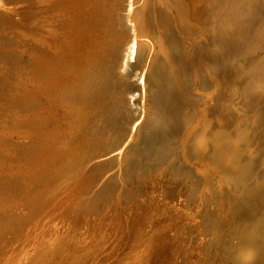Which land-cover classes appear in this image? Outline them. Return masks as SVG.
I'll return each instance as SVG.
<instances>
[{
    "label": "rangeland",
    "instance_id": "374dc122",
    "mask_svg": "<svg viewBox=\"0 0 264 264\" xmlns=\"http://www.w3.org/2000/svg\"><path fill=\"white\" fill-rule=\"evenodd\" d=\"M10 1L11 4L8 3L7 0H5L4 4L7 7L13 8L11 10L14 11V16H6L5 14L0 13V263L16 248H18L20 252L19 256H23L22 254L27 252L31 255L30 259L33 261L37 252L40 250L38 248L39 245L25 248L23 244L26 242L28 235H32V238H35L36 242H39L38 239L42 237L41 235H44V233L46 234V231L55 233L56 229H67L73 230L76 239H78L85 236L92 224H95L98 227L100 223L102 224V227L104 226L103 229H112V232L109 230L111 237H109V239L107 237L110 246H108L107 243L106 250L109 249L108 247L111 248L113 246V248L110 249L111 251L117 249L123 252V250L126 248L125 245H127L126 241L128 242L129 238L134 237L135 239H141L146 237L148 230H150L149 233L152 231L151 229L153 226V228H156L158 224H165L164 226L160 225L162 228L159 226L157 229L158 234H162V242L160 247L165 249L167 254L169 253L165 261L166 264H230L229 261H231L233 255L235 254V251L239 246V242L241 243V241L247 237V233L249 232V235H254L257 233L255 236H258V232H262V230H264L259 228L261 224H258V226L256 223L261 220L260 222L264 224V218H262L264 216V177H262L264 176V114L261 115L259 120L261 122L259 123V126L255 128L253 133H256V137L254 138L255 145L245 148L246 143L248 142L246 135L250 134V129H243L245 132V134L243 132L245 137L235 139V141L240 144V153L243 151L248 156L251 155L249 156L251 158L247 156V160L249 161H251L250 159H252L253 156L255 157L256 154H259L257 152L260 149V155L263 159H260L262 161H258L259 164H242V161H245L237 154V152L233 150H230V152L232 151V153H230L231 155L226 151L229 157L227 153H220L221 156L226 154L228 159L225 157V155V159L224 157L222 158L226 162H228V160H233V158L234 161L236 159V163L235 166L233 165V168H230V166L227 165L231 170L227 168L226 171L227 166L225 167L224 165V169L222 166L220 167V165L217 164L219 160H216L217 163H215V160L208 161L209 157L204 156L207 152V150L204 151V147L206 146L208 149L209 146H213L214 143H212V141L214 138L210 139L208 137L211 133V138L215 130H217L214 133L215 138L216 136H219V134L221 135V139L218 137L216 138L217 140L219 139L218 143L221 141H229L228 136H223L221 131H219V133V129L216 128V125L214 128V124H211L208 119L213 113V105L210 104L214 97L211 92L213 89L205 87L203 78L201 75H199V73L197 74L199 77L196 81H194V83L190 80V78H187V81L190 84L187 85V88H183L182 82L181 84L176 82V79L179 77V71L181 72L180 66L184 63L186 58V53L188 52V55L192 56L191 58L195 56L196 42L190 37L188 38L187 34L183 33L182 35L187 36L185 38L187 39L186 42H189V44L187 43L184 46V44L180 42V38H182L181 35H177V31H175V34L174 27H171L174 33L170 40V44L167 46V49L164 45L157 44V40L161 41L160 39H155L151 37L152 35L148 36L144 33V35L141 34L144 32L143 29L145 30L144 18H146V16L142 17V14L146 15L147 13V15H149V11L153 19L154 28H157L156 24L159 22L157 15L159 13V9L157 10V7L160 3L164 4L169 0H139L133 5V7L135 6V13L137 12L135 14L136 17L138 15L139 16L136 18L137 22L135 20V22H133V20L129 18V23L131 24L132 22L131 25H135L134 23H136L138 26H140L142 32L140 30L139 31L141 32L140 34L142 36H139L140 38H138V41L140 40V42H143L144 44L146 43L147 47L149 46L148 51L151 50L149 51L151 53V57L153 58V56H155V59H153L155 62L158 60V63L161 60V57L159 56V54H161L160 51L164 52V50H168V57L171 58V63L176 68H178L179 71L173 72L172 70H164L158 67L160 64L157 62L155 64L151 58L152 65H157V69H154V72H156L154 73L155 78H153L159 80L160 83L164 82L163 87L165 86V89L160 88L162 84L158 83L159 81L157 82V80L152 79L153 84L151 87L152 91L150 90V93L153 95L154 90L156 91L153 96L151 94L148 95V99L150 100L148 101L147 118L142 115L141 118L137 120V122H139L137 140L141 145V148L147 145L146 148L144 147V150H146L145 155L139 162L126 163V169L124 165L125 171L115 174L114 178L109 180H107V176L101 177L98 175L99 172L97 174V170L92 171V169H94V165L97 164L99 156L102 154V149L105 146L107 139H109L110 128L114 125L112 120V111L114 110V107L117 106L114 105V107H109L105 103L107 87L105 86L106 84L104 81L100 82L98 73L99 62L104 60L103 57L106 56V52L114 50V43L117 37L116 32L121 28V26L116 23L115 13L111 12L116 0H74V4L72 6L73 8L71 9L75 10L76 18L79 22V26L82 27V31L81 33L75 31L74 34L69 33L70 36L78 33V36H73V38L68 36L66 33L65 37L67 35L69 38H67L68 40L66 38L65 39L68 42L71 40L75 41H71L70 44H67L70 48H72L68 49V47H65L66 51L63 50L64 52L67 53V51L70 50L67 54L61 56L63 54L61 53L55 57L52 55L51 59L49 58L50 61H46V59L50 57L46 55V45L39 41V39H32V41L29 40L26 42V40L22 39L23 36L20 35L24 29V26H22L23 24H16L15 22V20L21 22V19H26L24 15L33 9L32 3L35 0H16L18 1L17 3H14L15 0ZM24 4L25 6H23ZM16 10L17 12L19 11L20 14L22 10L23 16L18 15ZM23 10H25V12ZM34 11H36L38 14H36ZM33 12L37 16L39 15V10L37 11L34 9ZM35 14L33 15L31 12L32 17H34ZM16 15H18V19L16 18ZM40 16H44L46 18L45 13L42 15L40 14ZM139 18L141 24L140 22L138 23L139 20L137 19ZM31 19H35V17ZM24 20L23 23L25 22ZM239 23L240 21H238L237 24ZM237 24H235L234 27H236ZM17 30L20 31V34ZM190 41H193V43ZM31 42L33 43L32 46ZM149 43H152L153 45L150 47ZM71 44H73V46H70ZM186 47H188V49ZM185 49H187V51ZM157 56L159 59L156 58ZM47 66H49V68ZM159 68L162 70H159ZM165 71H168L166 76L164 75ZM246 71L247 69H240L238 71L239 76L242 78H247L250 73ZM46 74L48 76H46ZM162 75H164V79H162ZM253 76L250 78V85L252 84V87H248L250 80L240 87V89L242 88V91L244 92L242 95H239V91H236V94L235 92L232 93L231 87H229L228 90H225L226 88L222 89L221 97L218 99L219 105L223 103L224 108L229 109L234 105V103L231 101V98H233L236 102H242H238L236 105L242 104V107L244 106L243 109L248 111L247 109L249 108L245 105L249 104L253 98V93H255L258 96V108L263 107L264 84L260 79H253L256 78L255 74ZM124 77L129 78L127 75H124ZM167 79H173L174 84L172 87L167 85V83H169V80ZM252 80L255 81L253 82ZM154 82L158 86L160 85L159 88L157 85L154 86ZM255 84L256 87L258 86L256 90L254 89ZM248 88H250V90ZM157 89L160 92H157ZM161 89L163 90L161 91ZM177 91L180 93L179 95H175ZM187 92L188 95L191 96L192 104L190 106L185 105L186 102L183 100L187 97ZM157 95L164 97L163 99L165 101L162 102L163 99H160V97ZM153 97L159 100H156ZM153 99H155L156 103L153 101ZM150 101L151 105L149 104ZM157 101H161L162 104L161 102ZM171 102H174L176 107V112L171 113L183 115L185 114L184 112L188 111L186 112L187 115H181L180 117V119L183 117H185V119L178 121L180 126H188L185 128L186 130L182 128L184 126L180 127L176 124L175 125L178 127H172L173 123L171 122H173L174 119L168 117L167 114H169V106L166 108V104ZM214 103L217 104L215 101ZM158 105L160 107L166 105V107L163 106L166 109L162 107V110ZM181 105H185V107L183 106L184 108H186V106H189L190 108L188 107L189 110L187 108L183 109L181 108ZM165 110V115L167 116L162 114ZM166 117L169 119L171 118L170 120L172 121L170 122V120ZM188 118L191 120H186ZM207 119L210 124H206L209 123ZM122 121H124V119H122ZM166 121L168 123L170 122L169 124L171 125H168ZM183 121L187 124L185 123V125ZM181 122H183V124ZM212 125L213 128L211 127ZM167 127L169 129L172 127V130L167 129ZM179 127L181 130H183V134L181 133L182 131L180 132ZM208 127L210 129H208ZM211 128L214 131H212ZM164 129L165 131L167 130V132L169 131L170 134L169 132L165 133ZM174 129L177 130L176 133L180 132V134L174 133ZM200 130L203 131L204 136H202V131L200 132ZM204 131H208L207 134ZM258 131L260 132L257 133ZM195 133L199 136L201 134L200 137L197 136L199 140L196 139ZM171 134L172 136L170 137ZM205 134L207 136H205ZM215 134L217 135L215 136ZM113 137L114 136L111 138ZM205 137L207 138L205 139ZM209 139L211 140V143L209 142ZM240 139H245V141ZM18 141H20V143H18ZM241 141L242 143H240ZM190 142H192V144ZM213 142L216 144L217 141L214 140ZM21 143L23 145H21ZM243 143L244 145H241ZM193 148L194 150H192ZM163 149L167 152L163 151ZM189 149L190 151H188ZM191 150L196 152L199 151L197 152L198 154L194 152V154L196 153L195 155L197 156H194ZM172 152L173 154H170ZM159 153L161 154V158H158L160 155ZM201 153L203 154L204 158L207 157L205 158L207 161H204ZM169 154L173 156L168 157L167 155ZM177 155H180V157L182 156L181 158L184 157V159H180V157ZM198 155L202 156L203 160L198 159V157L201 158ZM165 156L168 157L169 162ZM186 156H189L190 158L188 157L185 159ZM194 157L200 160L199 162H202L195 163L197 159ZM163 158L166 159V162H163L165 160H163ZM176 158L177 163L175 161ZM170 161L173 162L172 166H169ZM167 162L168 164H165ZM203 162L205 163L204 165ZM259 165H261V167ZM210 167H212L214 170ZM197 170H199V172ZM202 171L205 175H207L205 176V179ZM211 173H214L212 180L210 177H208L210 175L212 176ZM251 177L253 179H251ZM235 179H238L236 180L238 183L235 181ZM218 183L222 185H219L220 188L218 187ZM245 184H247L246 188ZM254 186L256 187L254 188ZM168 187L170 188V191L175 192L171 193L168 190ZM221 187H224L223 190ZM220 189L222 190L220 191L221 193L218 192ZM214 190H218L216 194ZM213 191L215 195L211 194ZM252 192H256L257 194H251ZM173 193H176V197L175 194L173 195ZM207 194H211V198L212 196L216 197L215 200L213 199L214 197L212 198L214 203L212 199L210 200V198H208L210 196ZM244 194L246 197L250 196L254 199L248 200L250 197H247L246 199ZM217 196L218 198L220 197L219 199H222L223 202L217 199ZM255 197H257V199ZM170 198H172V200ZM179 199L186 205L185 210H183L184 212L182 211V205L178 204ZM260 199H263L262 202ZM209 200L211 201L210 206L211 204L213 205V207L211 206L212 208L209 206L210 209L209 207L207 208L209 205L207 203L210 202ZM171 201H174L177 205ZM215 201L218 203L217 207L215 206ZM247 201H249V203L251 201H255L254 204L256 205H253L256 207L248 204ZM170 202L173 205H170ZM233 202L236 203V205ZM230 203L235 206H240L241 203L247 206L244 205V207L241 204L243 207H236L240 212L237 211L238 215L233 216L235 211H232L231 208L233 205ZM228 204L232 207H229ZM228 207L229 209H227ZM257 207L258 209L261 208L260 210H257L259 213L256 211ZM252 208H255V211ZM170 210H173V212L171 213ZM203 210L205 212L207 211L206 213L210 211L209 214L211 215H207ZM176 212L178 213L179 217H182V219H177ZM156 213L159 214L157 215ZM154 214L157 215V219H160L157 221L158 223H156L154 220L156 218V215ZM222 214L226 215L225 218H223L224 216H222ZM217 215L220 217H217ZM230 215L233 216V218L237 217L235 218L236 221H234L235 219H232ZM239 215H242V218ZM148 216L152 219L150 220ZM158 216L160 217L158 218ZM214 216L217 218H215L217 221L214 219ZM226 217H230L231 219L228 221V218ZM162 218L168 222L166 221V223L165 220H163L165 223L160 222L162 221ZM218 219L221 221H218ZM223 219L226 224L224 226L225 228L222 226V224L224 225ZM141 220H143V223L140 222ZM152 220H154L153 224L156 226L151 224ZM172 220L174 222H172ZM231 220L234 222V225L232 224L233 222ZM239 220H241V223ZM138 221L141 223V226L144 229L141 228L140 224L138 225ZM169 221H171L173 224L171 222L169 224ZM204 221H207V223L205 222V224L202 223L201 225V222ZM182 222L183 224H181ZM238 222L240 224H237ZM244 222H246V224ZM145 223L147 224L144 225ZM220 223L221 225H219ZM227 223H229V225ZM135 224L138 225L136 230H131L130 226L132 225L131 228L133 229ZM166 225L167 227L165 228ZM253 225L255 228L257 227L258 232L255 228H253ZM144 226H146V228ZM147 227L149 229H147ZM261 227L264 228V225H261ZM139 228H141V231ZM219 228L223 229L220 230ZM251 228H253V230ZM218 229L220 233L218 232ZM231 229H235V231ZM228 230H230V232L233 231L232 234ZM251 230L252 232L254 231L252 234H250ZM166 231L168 232L166 233ZM96 232L98 231L96 230ZM142 232H144V234H142ZM163 232L164 234H167V236L164 235ZM174 233H176V235H174ZM155 234L157 235V233ZM262 236L264 237V234L262 235V233H259L258 237L263 238ZM241 237H243L242 240H239ZM110 238L111 240H115L111 241ZM152 238H155V235ZM120 239L123 241H120ZM110 242H112L114 245L111 246ZM118 242L123 245L125 243L126 244L124 246H120ZM263 245L264 244L262 243V248L264 247ZM118 246L120 248L122 247V249L124 247V249L121 250L120 248H115ZM155 247L157 248V246ZM124 251L127 250L125 249ZM147 251H149L148 246L146 247L145 252ZM261 251L263 252L264 250L261 249ZM262 255L263 259L264 252ZM262 259L260 258L259 262L263 261L264 264V260ZM165 262L163 264H165Z\"/></svg>",
    "mask_w": 264,
    "mask_h": 264
},
{
    "label": "bare ground",
    "instance_id": "6f19581e",
    "mask_svg": "<svg viewBox=\"0 0 264 264\" xmlns=\"http://www.w3.org/2000/svg\"><path fill=\"white\" fill-rule=\"evenodd\" d=\"M7 1H8V3L11 2L10 0H7ZM13 1H12V3H13ZM15 1H14V3L18 2V1H16V2ZM137 1H139V0H116L115 5L113 6V9H111V12L115 13L116 23L119 24L121 26V28L119 30H117V32H116L117 37H116L115 43H114L115 44L114 50H110V51L106 52L107 53L106 56L103 57L104 60L99 62L98 73H99L100 82L104 81V83L106 84L105 86L107 87V93L105 96V103L109 107L110 106L114 107V105H117V106L114 107V110L112 109L113 110L112 111V116H113L112 120H113L114 125H113V127L110 128L109 139H107L105 146L102 149V154H101V156H99V160H98L97 164L94 165V167H93L94 169H92V171L97 170V174L99 172V174H98L99 176H101V177L107 176V180H109L111 178H114L115 174L120 173L121 171L124 172L125 171L124 165L126 163L139 162L144 157L145 151H146V150H144V147L146 148L147 145H145L144 147L141 148V145L138 143V140H137L138 135L137 134H138V130H139V128H138L139 122H137V120L139 118H141L142 115L147 118L148 101L150 100V99H148V95L151 94L150 90H151V87L153 84L152 79L155 78L154 73H156V72H154V69H157L156 68L157 65L153 66L151 63L152 57H151V53L149 52L151 50L148 51L149 46L147 47L146 43H145L146 44L145 45L143 42H140V40L138 41V38H140L139 36L143 33L147 34L148 36L152 35L151 37L161 40V41L157 40L158 45H164L165 48L167 49V46L170 44V40H171L172 35L175 31H177V35L178 34L181 35L182 38H180L181 39L180 42L182 44H184V46L187 43L189 44V42H186L187 39H185L187 36H188V38L190 37L191 39H193V41L196 42L195 56L193 58H191L192 56L188 55V52L186 53V58L184 60V63L181 64V66H180V69H181V72H180L178 70V68H176L171 63V58L168 57L169 51L168 50L167 51L164 50V52L160 51L161 54H159V56L161 57V60L159 61V63L157 62L158 60H156V62L158 64H160V65H158V67H160L164 70L165 69L169 70V71L172 70L173 72L179 71V77L176 79L177 80L176 82H178V84H181V82H182L183 88H185V87L187 88V85L189 84L187 81V78H190V80L194 83V81H196L197 78L199 77L197 75L199 73V75H201L203 78V83L205 84V87L213 89V91H211V92L214 95V97L210 103L211 105H213V113H212V115L209 113L211 116L208 119L211 122V124H214V128L216 125V128L219 129L218 132L221 131L223 133V136H226V137L228 136V138H229V141H221L220 143H218L219 139H221L220 138L221 135L219 134V136H216L217 134H215L216 138L217 137L219 138L218 140L214 137V133L217 130L214 131L212 129L213 128V125H212L211 130L214 131V133H213L212 138L210 137L212 133L208 137L210 139L214 138L213 141L216 140L217 142L215 144V142L212 141V143H214V144H213V146L211 145V147L209 146L208 149L206 148V146L204 147L205 148L204 151L207 150L206 155H204V156L209 157L208 161L219 160L218 163H217V161L215 163L219 164L220 167L222 166L223 169L227 165L230 166V168H233V165L235 166L236 159L234 161V158H233V160H228V162H226L222 159L224 157V155L226 157V154H224L223 156L220 155V153L222 154V152H224V153L229 152V154L232 153V151L230 152V150L237 152V154L245 161V162L242 161V164H245V163H247V164L252 163L253 164L254 163V165H255L258 163V161H262V160H260L263 158L260 155V149L259 148H258L259 151L257 152L259 154H256V152H255V154L258 156H256V155H255V157L253 156V158L250 159L251 161H249V160H247L248 155L245 152L242 151L240 153V146H239L240 144H238L237 141H235L236 138L245 137V135H244L245 132L243 129H248V130L250 129V132H249L250 134L246 135L248 142L246 143L245 148H249L250 146L255 145L254 144V138L256 137V133L255 134H253V133L255 131V128L258 127L259 123L261 122V121H259L261 115L264 114V106L261 108H258V106H257V104H258L257 103L258 102L257 101V99H258L257 94L253 93V95H252L253 98L249 102V104H247V105L244 104L245 106H248V108H249V109H247L248 111L243 109L244 106L242 107V104H240L242 102H240V101L236 102L233 98H231V101L234 103V105L229 109L224 108L223 103L221 105H219L218 99L221 97L222 89L226 88L225 90H228L229 87H231L232 93L235 92V94H236V91H239V95H242L244 92L242 91V88L240 89V87H242L244 83L249 81L250 78L254 74H255L256 78H253V79H260L264 84V0H169V1H166L164 4L159 2L160 4L157 7V10L159 9V13L157 12L158 13L157 15L159 18V22L156 24L157 28H154L153 19L151 17V13L149 11H148L149 15H147V13H146L147 10L145 11L146 15H143L142 13H140V14H142V17L146 16V18H144L145 19V26H144L145 30L143 29L144 32L141 31L140 26H138V24L134 23L135 25H131L132 22H131V24L129 23V18L132 19L133 22H135L136 18H138V16H139L137 14L138 16L136 17L135 14L137 12L135 13V9H134L135 6L133 7L135 2H137ZM73 2H74V0H35L32 3L33 9H31V11L28 10L29 12L26 14L23 13L26 15V16L24 15V17L26 18L25 20L20 18L21 19V22H20V21H18V20L16 21L14 19L16 24L21 23L20 25L23 24L22 26H24L23 30L20 29V30H22V34H20V31L17 30V31H19V34L23 36L22 39L26 40V42H28L29 40L32 41V39H39V41L43 42L46 45V53H47L46 55L50 56L46 59V61L47 60L50 61L52 55H54V57H55L57 55H60L61 53H63L61 56L67 54L68 51H70V50H68L70 47L67 44H70L72 41L71 39H69V40H71L70 42L67 41L68 40L67 38H69L68 36H70L69 33L74 34V31L81 33V31H82V27L79 26V22L76 18L75 10L71 9V8H73L72 7L74 4ZM4 3H5V0H0V13L5 14L6 16L7 15L8 16L9 15L14 16L13 15L14 11L11 10L13 8L7 7ZM15 5H17V4H15ZM23 6H25V4ZM143 7H144V5H143ZM143 7H141V8H143ZM34 9H36L37 11L39 10L38 16L36 15V14H38V13H36V11H34L36 14L33 12ZM144 9H143V11H144ZM136 10H137V7H136ZM23 11L25 12V10H23ZM26 11H27V9H26ZM16 12H17V10H16ZM31 12L33 15L35 14V16H34L35 19H31V18H34V17H32ZM17 13H18V15L23 16L22 10H21V14L19 13V11ZM43 13H45L46 18L44 16H40V14L42 15ZM18 15H16L17 19H18V17H17ZM3 17H5V16H3ZM23 20L25 21L24 23H23ZM137 20H139L138 23L140 22V24H141L140 18ZM238 21H240L239 24H237ZM235 24H237L236 27H234ZM171 27H174L176 30L174 29V32H173ZM142 28H143V26H142ZM154 29H157V30H154ZM66 33L68 34V36L66 35V37H65ZM78 33H76L73 36H76ZM183 33L187 34V36L182 35ZM175 34H176V32H175ZM73 36H70V37L73 38ZM45 39H46V41H45ZM193 41H190V42L193 43ZM72 42H75V41H72ZM32 44L33 43L31 42V46H32ZM152 45L153 44L151 43L150 47ZM70 46H73V44H71ZM65 47L66 48L68 47L67 53L64 52V51H66ZM186 48L188 49V47H186ZM187 49H185V50L187 51ZM189 49H190V47H189ZM192 50H193V48H192ZM189 54H190V52H189ZM191 54H192V51H191ZM154 57L155 56H153V58ZM153 58H152V61L155 62L154 61L155 58L154 59ZM156 58L159 59L158 56ZM48 62H46V63L49 64L50 62L49 63ZM156 62H155V64H156ZM198 66H199V68H198ZM47 67L49 68V66H47ZM160 68H159V70H162ZM243 68L247 69L246 72L250 73L247 76V78H242L238 74V71L240 69H243ZM164 70H163V72H164ZM46 71L48 72L47 69H46ZM167 72L165 71V74H164L165 76H166ZM124 75L129 76V78L124 77ZM164 75H162V77H163L162 79H164ZM46 76H48V75L46 74ZM168 76H167V78H168ZM165 79H166V77H165ZM154 80H157V79H154ZM167 80H169L168 81L169 83H167V85L172 87L174 84L173 79H167ZM158 81L159 80H157V82ZM252 81L254 82L255 80H252ZM158 83H160V81ZM163 83H160V84H162L160 88L165 89L164 88L165 86L163 87ZM197 83H198V81H197ZM250 83H251V80L249 82L248 87H250V86L252 87V84L250 85ZM154 84H155L154 86L157 85L155 82H154ZM159 86L157 85L158 88H159ZM257 87L255 84V88L254 87L253 88L256 90ZM163 89H161V91ZM244 89H246V88H244ZM248 89L250 90V88H248ZM155 91L156 90H154V92H153L154 94H155ZM157 92H160V91L157 89ZM156 94H158V93H156ZM179 94L180 93L177 91L175 95H179ZM119 95H120V97H119ZM157 96H155V97L156 98L160 97V96H158V97ZM155 97H153V98H155ZM161 98L163 99L164 97H160V99ZM155 99H153L154 102H155ZM156 100H159V99H156ZM183 100L186 102L185 105L190 106L192 104L191 96L188 95V92H187V97ZM151 101L149 103L150 105H151ZM161 101H157V102H161ZM164 101L165 100L163 99L162 102H164ZM214 101L217 102V104H215ZM162 102H161V104H162ZM238 102H240L239 103L240 105H236V103L238 104ZM168 104H166L167 107H166V105H163V106H165L166 108H168V106H169V110L168 109L167 110L169 111L170 116H169V114H167V115H168V117H171L174 120H173V122H171L172 121V120H170L171 118L170 119L168 117H166V118H168L170 120V122L173 123L172 127L176 126V125L180 126L178 121L181 119L182 120L185 119V117L180 119L182 114L177 115L176 113H174V114L171 113V112H176L175 111V109H176L175 103L171 102ZM185 105H181V108H183V109L187 108L189 110L190 107L188 106L189 107L188 108L186 106V108H184ZM162 107H160V108L162 109ZM165 107H163V108H165ZM211 108H212V106H211ZM163 112L164 113H162V114H164V116H167V115H165L166 110ZM186 112H188V111H186ZM186 112H184V113L186 114ZM185 114H183L182 116H184ZM209 114H207V115H209ZM205 116H206V113H205ZM189 118L186 120H191ZM122 119H124V121H122ZM208 119H207V121H208ZM183 122H181V123L183 124ZM186 122H184V124ZM210 122L206 123V124H210ZM166 123L168 125H171L167 121H166ZM182 126H184V125H181L180 127H182ZM168 127H170V126H168ZM168 127H167V129H169ZM172 127L170 128L171 130H172ZM176 127H178V126H176ZM180 127H179L180 132L182 131L181 133L183 134V130H181ZM187 127L188 126L186 125V127L184 126L182 128L185 129ZM165 129H164V131H165ZM176 129H178V128H176ZM176 129H174L175 132L174 131H172V132L176 133V131H177ZM208 129H210V128L208 127ZM12 131H13V129H12ZM201 131L202 130H200V132ZM168 132H167V130L165 131V133H168ZM180 132H178V133L180 134ZM207 132H205V133L207 134ZM243 132H244V134H243ZM259 132L260 131H258L257 133H259ZM174 133H173V135H174ZM178 133H176V134H178ZM169 134H170V132H169ZM201 134H202V136H204L203 131ZM201 134H200V136H201ZM206 134H205V136H207ZM241 135H243V136H241ZM11 136H12V134H11ZM112 136H114V137L111 138ZM171 136H172V134L170 135V137ZM195 136H196V139L199 140V138L197 137L199 135L196 134ZM206 138L207 137H205V139ZM174 139H176V138H174ZM183 139H184V137H183ZM2 140H3V138H2ZM240 140L245 141V139H240ZM207 141H206V143H207ZM13 142H14V140H13ZM15 142H17V141H15ZM171 142H172V140H171ZM202 142H203V139H202ZM209 142L211 143V140ZM18 143H20V141H18ZM22 143H21V145H23ZM190 143L192 144V142H190ZM240 143H242V141ZM244 143L241 145H244ZM181 146H183V145H181ZM193 146H194V144H193ZM241 149H244V148H241ZM192 150H194V148ZM163 151H165V150L163 149ZM188 151H190V149ZM255 151H256V149H255ZM165 152H167V151H165ZM194 152H196V151H192V154H194ZM197 152H199V151H197ZM170 154H173V152ZM177 154H178V152H177ZM195 154H194V156H197ZM204 154H205V152H204ZM157 155H158V153H157ZM169 155H167V156L168 157L173 156V155H170V156ZM200 155H198V156H200ZM227 155H228V153H227ZM177 156L180 157V155H177ZM202 156H203V154H202ZM202 156H200L201 158L198 157V159L201 160ZM204 156H203V158H204ZM235 156H236V154H235ZM249 156H251V155H249ZM168 157H166V159H168ZM179 157H177V158H179ZM181 157H180V159H184V157L183 158H181ZM188 157L186 156L185 159H187ZM192 157H193V155H192ZM225 157H224V159H225ZM228 157H229V155H228ZM158 158H161V154L158 156ZM177 158L175 159V161L177 160ZM205 158H207V157H205ZM205 158H204V161L205 160L207 161V159H205ZM231 158H232V156H231ZM249 158H251V157H249ZM164 159L165 158H163V160ZM166 159L164 161L163 160L162 161L166 162ZM195 159H197V158H195ZM198 159L195 161V163L196 162L198 163L200 161ZM238 160H239V158H238ZM168 162H169V159H168ZM168 162L165 164H168ZM178 162H181V161H178ZM201 162H199V163H201ZM238 162H240V161H238ZM170 163H169V166H172L173 162L170 161ZM176 163H177V161H176ZM232 163H234V164H232ZM204 164L205 163L203 162V165ZM239 164H241V163H239ZM206 166H208V165H206ZM228 166L226 167V171H227V168H229ZM259 166L261 167V165H259ZM210 168H212V167H210ZM254 168H255V166H254ZM125 169H126V165H125ZM208 169H209V167H208ZM215 169H217V168H215ZM234 169H235V167H234ZM197 171L199 172V170H197ZM248 171H247V173H248ZM95 172H93V173H95ZM207 172H210V171H207ZM263 172H264V170H263ZM228 173H229V171H228ZM247 173H245V174H247ZM203 174H204V172H203ZM206 174H208V173H206ZM213 174H212V176L211 175L208 176V177H210L211 180L213 178ZM254 174H256V173H254ZM166 176H168V175H166ZM203 176L205 179V176H207V175L204 174ZM162 177H164V176H162ZM252 177H254V176H252ZM252 177H251V179H253ZM262 177H264V176H262ZM238 179H235V181ZM217 180H219V179H217ZM208 181H209V179H208ZM255 181H254V184H255ZM236 182L238 183V181H236ZM219 183H218V187L220 185ZM221 184H222V182H221ZM249 184H250V182H249ZM246 185L247 184H245V188H246ZM262 185H263V183H262ZM212 186H214V185H212ZM220 186H222V185H220ZM259 186H261V185H259ZM169 187H171V186H169ZM255 187L256 186H254V188ZM223 188L224 187H221L222 190H223ZM254 188H253V190H254ZM166 189H167V186H166ZM221 189L219 191L218 190L217 191L220 192V191H222ZM168 190L170 191V188ZM249 190H251V189H249ZM207 191H209V190H207ZM214 191L216 194L217 191L216 190H214ZM214 191H213V193H211L212 195H215ZM170 192L172 193L175 191H170ZM250 192H247V193H250ZM254 193L257 194L256 192H254ZM254 193L252 192L251 194H254ZM174 194L176 197V193H173V195ZM207 195H209V194H207ZM260 195H262V194H260ZM171 196H172V194H171ZM242 197H241V199H242ZM245 197H246V195H245ZM247 197H250V196H247ZM247 197H246V199H247ZM252 197H254V196H252ZM172 198H170V199L172 200ZM208 198H210V200L212 198L215 200L216 197L212 196V198H211V196H210ZM219 198L217 196V199H219ZM255 198L257 199V197H255ZM213 199H212V201L214 203ZM246 199H245V201H246ZM249 199L253 200L254 198L250 197V198H248V200ZM219 200H221L223 202L222 199H219ZM260 200L262 202L263 199H260ZM171 202H170V205H173V204H171ZM247 202H248V204L253 205L255 201L254 202L251 201L250 203H249V201H247ZM210 203H211V201L209 203H207V204H209L207 206V208L210 206ZM215 203H216L215 206L217 207V204H218L217 201H215ZM224 203H225V201H224ZM174 204H175V202H174ZM178 204L182 205V207H183L182 211L185 210L186 205L183 201H180V199H179ZM221 204H223V203H221ZM234 204L236 205V203H234ZM241 204H240V206L239 205L235 206V205L231 204V205H233V207L231 205L229 206V204H228L229 207H232L231 208L232 211L233 212L235 211L234 213L231 211L234 214L233 216L238 215L237 214V211H238L237 208L238 207H243L245 205V204L244 205L242 204L243 206H241ZM175 205H177V204H175ZM254 205H256V204H254ZM211 206L213 207L212 204H211ZM245 206H247V205H245ZM248 206H250V205H248ZM210 207H209V209H210ZM229 207L227 209H229ZM254 207H256V206H254ZM205 208H206V206H205ZM205 208H204V210H205ZM234 208H235V210H234ZM168 209H169V207H168ZM214 209H216V208H214ZM260 209H258V207H257L256 211L260 210ZM173 210L172 211L170 210L171 213L173 212ZM179 210H181V209H179ZM206 210H208V209H206ZM253 210H250V211H253ZM180 212H179V214H180ZM209 212L206 214L210 216L211 214H209ZM226 212H227V210H226ZM238 212H240V211H238ZM245 212H247V211H245ZM215 213H216V211H215ZM156 214H154V215H156ZM224 214L229 215L227 213H224ZM243 214H244V212H243ZM154 215H152V216H154ZM157 215H156V218L154 219L156 221V223H158L157 221L160 220V219H157ZM212 215H213V213H212ZM226 215L222 214V216H224L223 218H225ZM231 215H230V217L232 219L237 218V217L233 218V216H231ZM159 217L160 216H158V218ZM175 217H176V215H175ZM178 217H179V215L177 213V219H180V218L182 219V217H179V218ZM217 217H220V216L217 215ZM230 217L229 218L226 217V218H228V221H229V219H231ZM252 217H253V215H252ZM260 217H262V216H260ZM215 218L216 217L214 216V219ZM262 218H264V216ZM151 219L152 218H150V220ZM243 219H244V217H243ZM250 219H251V217H250ZM154 220H152L151 224H153ZM163 220H165V219L162 218V221H160V222L163 223L164 222ZM169 220H171V219H169ZM173 220H174V218H173ZM173 220H172V222H174ZM142 221L143 220H141L140 222L143 223ZM166 221L167 220H165V222ZM207 221L201 222V225H202V223H204V224H205V222L207 223ZM216 221H215V223H216ZM218 221H221V220L218 219ZM234 221H236V219ZM239 221L241 223V220H239ZM260 221L256 222L257 225L258 224L264 225ZM170 222L171 221H169V224H170ZM223 222H224V219H223ZM141 223H139V221H138V225L140 224V226H141ZM221 223L219 225H221ZM240 223L238 222L237 224H240ZM244 223L246 224V222H244ZM256 223L254 222L255 225H256ZM146 224L147 223H145L144 225H146ZM174 224H176V223H174ZM181 224H183V222ZM227 224L229 225V223H227ZM232 224L234 225V222ZM232 224H230V225H232ZM138 225L137 224H135V226L133 225L134 226L133 229L131 228L132 227V225H131L130 229L136 230V227ZM153 225H155V224H153ZM160 225L158 224L157 227H159ZM164 225L162 224L161 226H164ZM225 225L226 224L224 222V225L222 224L223 228H225L224 227ZM250 225H252V224H250ZM261 225L259 226V228L264 229L263 227H261ZM150 226H152V225H150ZM161 226H160V228H162ZM172 226H174V225H172ZM185 226H186V224H185ZM103 227H102V224H100V223H99L98 227H97V225L92 224L90 226L89 230L87 231V233L85 234V236L84 237L81 236L82 238H78V239H76V236L74 235L73 230H67V229H64V230L56 229L55 233L46 231V234L44 233V235H41L42 237H40L38 239L39 242H36V239L35 238L33 239L32 235H28L26 242L23 244L25 246V248H30L34 245H39L38 248L40 251L37 252V254L33 252L34 254H36V257L34 256L35 259L32 261V259H30L31 255L28 254L27 252H24L22 254L23 256H19L20 252H19L18 248H16L5 259H3L0 264H163L166 261L167 255L169 253L167 254V251L160 247L161 242H162V234H160V233L158 234L157 227L153 228L154 227L153 226L152 229L150 228L152 231L149 233L150 230H148V234L146 235V237H143L141 239H135L134 237L129 238L128 242L126 241L127 245H125L126 243L124 242L125 243L124 245L126 247L125 249L127 251H124L125 250L124 247H123L124 250L122 249V247L121 248L119 246L115 247L118 249L120 248L121 250H123V252H121L117 249L111 251L110 249L113 248L112 245H114L112 242H110L112 247L111 248L108 247L109 249H107L110 251L106 250L108 239H109V237H111L110 231L112 229L110 228L109 225H108V227L110 229H103ZM144 227L146 228V226H144ZM166 227H167V225L165 226V228ZM180 227H178V228H180ZM105 228H106V226H105ZM141 228H143V227L141 226ZM141 228H139V230ZM223 228H219V229L221 230ZM253 228H255V226ZM253 228H251V229L253 230ZM147 229H149V228L147 227ZM169 229H170V227H169ZM219 229H218V232H219ZM249 229H250V227H249ZM255 229L257 230V227ZM96 230L98 232H96ZM106 230H108V231H106ZM137 230H138V228H137ZM166 230H168V229H166ZM231 230H233V229H231ZM252 230H251L250 234H252L254 232V231L252 232ZM142 231H144V230H142ZM145 231H146V229H145ZM168 231H166V233ZM228 231L230 232V230H228ZM233 231H235V229ZM233 231H231L230 233L232 234ZM257 232H258V230H257ZM263 232H264V230H262V232H258V236H259V233H262V235H263L264 234ZM145 233H147V232H145ZM155 233H157V235ZM142 234H144V232H142ZM153 234L155 235V238H157V239L152 238V237H154ZM163 234H164V232H163ZM242 234H243V232H242ZM242 234H240V235H242ZM247 234H248V235H246L247 237H245L243 239V241H241V243L239 242L240 247L239 246L237 247V250L235 251V254L233 255L231 261H229L230 264H263V261L262 262L260 261L261 262L260 263L259 260H260V258L262 259V257H263L262 254L264 251L262 252L261 249L264 250V247L262 248L261 245H262V243L264 244V239H263L264 237L262 236L263 238H260L257 235L255 236V234H257V233H255L254 235H249V232H248ZM39 235H40V233H39ZM164 235L167 236V234H164ZM174 235H176V233H174ZM112 236H113V234H112ZM107 237H108V239H107ZM242 238L243 237H241V239H239V240H242ZM110 240H111V238H110ZM114 240H111V241H114ZM118 240H119V238H118ZM121 240L122 239H120V241ZM116 243H117V239H116ZM116 243H115V245H116ZM119 245L124 246L123 244H120V243H119ZM108 246H110L109 243H108ZM147 246H148L149 251L145 252ZM155 246H157V248ZM169 256H168V258H169ZM170 260H169V263H170ZM262 260H264V258ZM165 264H166V262H165Z\"/></svg>",
    "mask_w": 264,
    "mask_h": 264
}]
</instances>
